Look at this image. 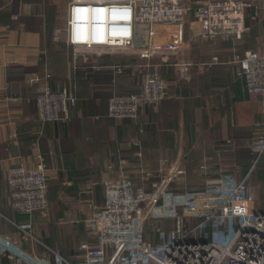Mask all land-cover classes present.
Returning a JSON list of instances; mask_svg holds the SVG:
<instances>
[{
  "label": "crops",
  "instance_id": "crops-1",
  "mask_svg": "<svg viewBox=\"0 0 264 264\" xmlns=\"http://www.w3.org/2000/svg\"><path fill=\"white\" fill-rule=\"evenodd\" d=\"M203 1L184 0L190 6ZM246 1L252 3L245 13L247 30L241 39L233 41L203 39L199 25L191 23L190 14L187 34L192 41L186 50L195 64L189 68L187 77L180 78L174 66L178 55L153 57L152 63H162L159 70L167 82L165 99L158 105L141 106L135 119H115L108 114L109 92L113 88L127 92L139 90L140 83L134 73H124L139 68L138 57L127 62L122 72L104 64L109 60L107 57L100 58L99 64H89L83 56L73 61L65 30L60 31L59 39L55 38L59 27H66L69 0H0L2 231H11L28 252L44 255L52 250L51 264H57L55 252L75 263L82 257L81 244L96 242L82 213L77 212L84 209L83 201L80 204L74 200L82 187L86 186L93 194V200L87 201L88 209H98L104 202L105 179L116 180L124 174L143 186L145 177L154 180L163 160L169 162L178 157L185 173L172 182L174 191H200L209 179L224 170L233 172L239 179L249 174L247 181L254 175L255 184H262L259 201L256 202L254 195V206L256 210L263 208L264 153L255 157L250 148L255 128L264 119L263 98L247 89L244 79L237 75L234 58L247 50L264 51L261 11L264 0ZM59 4L67 7L66 16L59 15ZM55 63L62 69L59 73L62 77L56 78ZM83 70L92 73L87 81L78 79V72ZM47 73L51 76L47 77ZM33 75H38L40 80L32 82ZM70 82L74 83L77 96L70 120L41 121L37 92L46 84L59 89ZM138 149L145 153L142 161L136 156ZM36 152L45 159L49 171L48 195L49 198L51 193L54 195L50 201L57 213L52 221H46L39 211L25 213L27 217L18 221L21 212L11 205L6 171L11 164L32 165ZM67 210L75 212L70 220L63 217ZM7 219L13 225L5 223ZM185 220L186 224L191 222L189 218ZM25 222L32 224L35 238H22L17 225ZM160 227L172 230L175 221L149 218L144 226L145 238L153 244L159 243ZM0 264L17 263L0 254Z\"/></svg>",
  "mask_w": 264,
  "mask_h": 264
},
{
  "label": "built area",
  "instance_id": "built-area-1",
  "mask_svg": "<svg viewBox=\"0 0 264 264\" xmlns=\"http://www.w3.org/2000/svg\"><path fill=\"white\" fill-rule=\"evenodd\" d=\"M251 4L246 0H205L195 6L184 0H69L66 42L73 61L83 56L87 63L99 64L97 58L107 57L103 63L117 72L135 56L147 60L152 70L144 73L140 91L113 95L108 102L110 117L135 119L141 106L158 105L167 95V82L159 70L162 63L152 64L153 57L178 55L174 66L182 79L195 64L186 50L192 41L187 34L190 14L203 39L233 41L247 30L245 13ZM261 11L264 18V3ZM234 62L247 89L262 95L264 112V51L247 50ZM39 80L38 75L31 77L32 82ZM76 103L73 82L59 89L46 84L36 95L43 122L69 121ZM250 148L256 156L264 153V119L255 128ZM34 157L32 165L20 163L7 169L11 205L21 213L45 215L49 171L40 152ZM160 173L151 192L137 188L124 174L107 182L102 211L91 223L96 242L82 243V257L75 263L55 252L57 264H264V212L255 209L249 174L239 179L222 173L200 191L176 192L171 184L185 173L180 158L164 165ZM147 218H172L175 228H158L160 242L153 244L144 235ZM31 228V223L19 226L26 239L34 238ZM0 253L16 256L17 264H51L52 250L44 255L25 252L1 235Z\"/></svg>",
  "mask_w": 264,
  "mask_h": 264
},
{
  "label": "rangeland",
  "instance_id": "rangeland-1",
  "mask_svg": "<svg viewBox=\"0 0 264 264\" xmlns=\"http://www.w3.org/2000/svg\"><path fill=\"white\" fill-rule=\"evenodd\" d=\"M59 6V15L61 16V15H64V16H66V13H67V10H66V8H62V5L61 4H59L58 5ZM64 26V25H63ZM59 29L60 30H65V26L64 27H59ZM64 33V32H63ZM60 38V37H59ZM58 38V39H59ZM82 57V56H81ZM136 57H138V62H137V64H139V68H140V72H136V74L138 73V75H139V79L137 78V80H139V83H140V87H141V85H142V82H143V79H144V73H146V72H149V70H152V69H150V68H148L147 67V61H144L142 58H140L139 56H136ZM117 58H125V56L124 55H118L117 56ZM98 60L100 59V58H97ZM156 62H153L152 64H155ZM138 68V69H139ZM133 86V84L131 83L130 84V87H132ZM70 117H71V114H70ZM136 156L138 157V158H141V161H142V159H145L146 158V156H145V153H144V151L143 150H137L136 151ZM34 159H35V157H34ZM122 162H125V160L124 161H122ZM170 162V161H169ZM169 162H167V161H165V160H163L162 162H161V164H160V167H159V171L163 168V166L164 165H168L169 164ZM46 163V162H45ZM18 164H20V163H18ZM18 164H11L10 166H12V165H18ZM24 164V163H23ZM182 165V164H181ZM9 166V167H10ZM8 167V168H9ZM183 167V166H182ZM7 168V169H8ZM6 174H7V171H6ZM149 174L150 173H147V175L146 176H149ZM128 177V176H127ZM128 178H130V177H128ZM177 178V177H176ZM131 179V178H130ZM149 179L150 178H148V179H146V177L144 178V182H145V184L142 186V185H139V184H137V188H142V189H144V190H146L147 189V184L149 185ZM249 179H250V176H249ZM249 179H248V188H249V190L251 191V193H252V195H253V197H254V195H255V197H256V202H257V200L259 201V191H260V186L262 185V184H259V185H257V183L255 184V177H254V175H252L251 176V179H250V183H249ZM114 179H105L104 181H103V186L105 187V184L107 183V182H111V181H113ZM117 180V179H116ZM132 180V179H131ZM133 181V180H132ZM48 183H49V179H48ZM67 186H69L70 184H68V183H66V181L64 182ZM95 183H96V181H95ZM134 183V182H133ZM155 183V182H154ZM261 183V182H260ZM99 184H100V182H99ZM93 185V184H92ZM95 185V184H94ZM135 185V184H134ZM136 186V185H135ZM206 186V185H205ZM205 188V187H204ZM48 189H49V185H48V188H47V197H48V210H46V214L45 215H43V216H45V219H46V221H52L53 219H54V216H56L55 214L57 213V210H55L54 208H53V206H52V203H51V201H50V198H49V196H48ZM146 192H151V191H148V190H146ZM258 193V194H257ZM262 193V192H261ZM258 196V197H257ZM10 197H11V193H10ZM63 201H65L66 200V197H65V194H62V198H61ZM93 200V194L92 193H90V191H89V188H87L86 186H84V187H82V189L79 191V193H77V195H75V198H74V200H75V202L76 203H80V201L82 202H84L81 206L84 208V209H82V210H78L77 212H80V213H82L81 215L83 216V219H85V224H86V227L89 229V231L90 232H92V233H94V228H93V226H92V220L93 219H95V217H96V214H98L99 212H101L102 210H101V208L103 207V205L100 207V208H98V209H88V206H89V204H88V202L87 201H89V200ZM255 199V198H254ZM81 204V203H80ZM77 205H79V204H77ZM87 206V208H86V206ZM260 210H264V207L263 208H260ZM65 215H63V217H64V219H68V220H70L73 216H74V214H75V212H72L71 213V211H65ZM1 217V216H0ZM4 218V217H3ZM148 219L149 218H147L146 219V222L148 221ZM64 221V220H63ZM0 222H1V220H0ZM5 223H7L8 225H13L8 219H7V221L5 220ZM27 222H25V223H19L18 225L20 226V225H22V224H26ZM65 224V227H67V225H68V222L67 223H64ZM17 225V226H18ZM19 226H18V228H19ZM45 228H47V225H45ZM20 230V229H19ZM20 232H21V236H22V238L23 239H26L25 237H26V234L24 233V232H22L21 230H20ZM30 233H31V235L35 238L36 237V235L34 234V232H33V228H31L30 229ZM0 235L1 236H3V237H9V238H11L12 240H13V242L15 243V245L18 247V248H20V249H22V250H24L25 252L27 251L26 249H24L23 247H22V245H21V243H20V241L13 235V233L11 232V231H8V232H4V231H2V223H0ZM96 236V235H95ZM27 240H30V237L27 239ZM92 244H94V243H92ZM28 252V251H27ZM31 253V252H30ZM0 254H2V253H0ZM7 256H9V257H11V254H8L7 253ZM11 259H17L16 258V256H14V258L13 257H11ZM16 263H17V261H16Z\"/></svg>",
  "mask_w": 264,
  "mask_h": 264
},
{
  "label": "trees",
  "instance_id": "trees-1",
  "mask_svg": "<svg viewBox=\"0 0 264 264\" xmlns=\"http://www.w3.org/2000/svg\"><path fill=\"white\" fill-rule=\"evenodd\" d=\"M59 59V58H58ZM54 73H55V75H56V78H59V77H62V76H60L59 75V73H61L62 72V69H60V67H58V65H56V63L54 64ZM130 72H133L134 73V75H135V77L136 78H138L139 79V75H138V73L136 74V72H140V68L138 69H136V68H134V69H129V70H126L124 73H130ZM91 72L89 73V70H86V71H82V72H78V79L80 78V77H82L85 81H87V80H89V78L91 77ZM131 77V76H130ZM53 88L54 89H57L55 86H53ZM137 89V88H136ZM140 89H141V87L139 86V90L138 91H135V92H127V91H124V90H119V88L118 89H111L110 90V92H109V94H110V97L111 96H113V95H127V94H131V93H137V92H139L140 91ZM76 94V93H75ZM77 97V96H76ZM109 97V98H110ZM73 108V107H72ZM254 154V153H253ZM255 155V154H254ZM255 157H257L256 155H255ZM223 174H231V175H233L234 177H236L235 176V174L233 173V172H230V171H228V170H224L223 171ZM150 176V175H149ZM148 178H150L149 179V186L147 187V189L146 190H148V191H152L153 189H154V187H153V183L154 182H158L160 179H161V173H160V171H157L156 172V177H154V180H152L151 179V177H148ZM236 178H238V177H236ZM134 182V181H133ZM134 184H135V182H134ZM48 185H49V183H48ZM136 185V184H135ZM137 186V185H136ZM48 193H49V189H48ZM49 196V195H48ZM53 196L54 195H52V193L50 194V199H51V197L53 198ZM104 203V202H103ZM27 215V214H26ZM25 215V213H21V214H19V215H17V220L18 221H20V220H22V219H25V217H27Z\"/></svg>",
  "mask_w": 264,
  "mask_h": 264
}]
</instances>
